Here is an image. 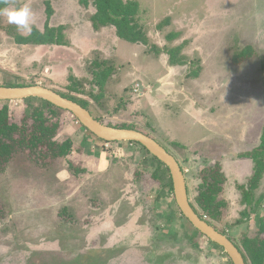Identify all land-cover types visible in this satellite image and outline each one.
<instances>
[{
	"label": "rangeland",
	"instance_id": "374dc122",
	"mask_svg": "<svg viewBox=\"0 0 264 264\" xmlns=\"http://www.w3.org/2000/svg\"><path fill=\"white\" fill-rule=\"evenodd\" d=\"M124 1L137 4L146 45L94 27L95 10L81 0H0V8L28 4L40 32L49 4L48 25L65 42L17 45L15 37L30 33L0 16V86H42L86 101L102 124L143 131L177 160L200 212L199 172L223 155L217 201L227 206L218 222L204 219L241 247L264 224V173L249 199L237 190L253 174L247 155L264 131V0ZM29 105L8 103L14 121ZM59 122L55 140L73 147L67 158L41 167L17 154L0 175V264L231 263L171 211L170 174L142 146L97 142L67 112Z\"/></svg>",
	"mask_w": 264,
	"mask_h": 264
},
{
	"label": "trees",
	"instance_id": "16d2710c",
	"mask_svg": "<svg viewBox=\"0 0 264 264\" xmlns=\"http://www.w3.org/2000/svg\"><path fill=\"white\" fill-rule=\"evenodd\" d=\"M81 2L85 7L91 5L94 8L95 13L92 16L94 27H112L115 31L116 37L121 41L130 44H147V36L141 25L138 23L139 10L135 2L124 0H81ZM51 15V8L48 4L46 6V20L43 31L40 32L33 29L27 36L15 37V43L17 45L32 46H64L65 42L62 30L48 25ZM166 38L171 40L173 35L169 34ZM248 55V53L243 52L241 56L235 58L233 62L238 64L244 61ZM99 83V85L102 86L103 78ZM29 86L32 85L15 84L4 87L20 88ZM54 92L65 99L79 104L88 111V104L86 101L67 94L56 91ZM23 101H27L30 105L27 106L28 109L24 112L19 122L14 121V117L8 107L9 101H2L3 105L0 107V175L17 154L24 153L31 160L35 161L37 165L47 167L57 159L67 158L73 149L71 144H66L64 142L61 143L55 140L60 128V114L61 112L67 111L56 108L48 102L37 98H27ZM95 119L101 123L100 119ZM79 127L85 130L80 124ZM110 127L135 130L147 135L143 131L132 126L114 125ZM86 133L89 136H92L97 142L106 143L96 138L88 131H86ZM222 157L223 155L217 156V159H214L215 163L213 166L203 168L199 172L201 189L195 197V202L201 212L191 202L190 205L201 219L206 216L207 218L218 222L221 217V210L225 209L227 206L225 202L217 201V197L221 194L226 181L221 168ZM247 157L254 162L253 174L247 180L245 185L237 186V190H239L246 199H249L252 193L257 189L264 173V131L260 137L259 145L252 150ZM152 159L156 162L157 166L162 169V173H165L166 175L169 174L168 169L161 162L154 157H152ZM68 165L76 174L84 173L86 170L80 168V166L83 167L82 164L76 166L69 162ZM152 179L159 180L156 173L152 175ZM164 189L171 200V205H169L171 211L173 213L178 212L181 215L173 197L171 179L164 186ZM158 197H160V195H158ZM61 215L63 216L60 217L67 220L64 211ZM4 217L5 211L0 206V220ZM205 221L212 226L206 218ZM194 230L199 233L196 229ZM218 232L225 235L222 231ZM227 238L237 247L245 264H264V224L259 227L258 234L253 237L244 238L241 247L236 245L231 238Z\"/></svg>",
	"mask_w": 264,
	"mask_h": 264
},
{
	"label": "water",
	"instance_id": "95a60500",
	"mask_svg": "<svg viewBox=\"0 0 264 264\" xmlns=\"http://www.w3.org/2000/svg\"><path fill=\"white\" fill-rule=\"evenodd\" d=\"M27 98L44 100L52 106L69 112L78 123L96 138L106 142H133L142 146L152 157L161 162L169 171L173 197L181 215L200 234L221 247L232 264H245L237 247L223 234L201 219L192 209L188 198L183 172L177 160L152 137L130 129H118L104 125L79 104L61 97L51 89L42 86L9 88L0 86V101H19Z\"/></svg>",
	"mask_w": 264,
	"mask_h": 264
},
{
	"label": "clouds",
	"instance_id": "9594fccd",
	"mask_svg": "<svg viewBox=\"0 0 264 264\" xmlns=\"http://www.w3.org/2000/svg\"><path fill=\"white\" fill-rule=\"evenodd\" d=\"M0 16L6 17L7 23L15 25L18 31L32 30L34 13L28 4L15 9L0 8Z\"/></svg>",
	"mask_w": 264,
	"mask_h": 264
},
{
	"label": "built area",
	"instance_id": "2783aa9c",
	"mask_svg": "<svg viewBox=\"0 0 264 264\" xmlns=\"http://www.w3.org/2000/svg\"><path fill=\"white\" fill-rule=\"evenodd\" d=\"M135 93H138L139 89L137 86H135L134 90H133ZM78 122V121H77ZM105 145H108V143H105Z\"/></svg>",
	"mask_w": 264,
	"mask_h": 264
}]
</instances>
